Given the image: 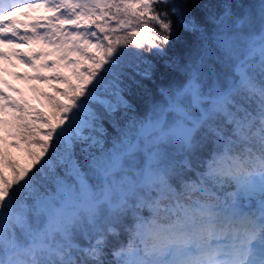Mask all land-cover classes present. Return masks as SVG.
Wrapping results in <instances>:
<instances>
[{
  "label": "snow or ice",
  "instance_id": "6c2138e0",
  "mask_svg": "<svg viewBox=\"0 0 264 264\" xmlns=\"http://www.w3.org/2000/svg\"><path fill=\"white\" fill-rule=\"evenodd\" d=\"M221 8L0 0V60L53 72L22 77L53 82L52 94L40 93L48 112L0 79V264H105L109 238L121 233L109 264H181L185 251L166 238L213 208L215 188L233 180V201L259 203L233 264H264V175H221L250 135L264 145V0L241 15L231 0ZM174 73L181 78L156 84ZM21 146L22 159L7 151Z\"/></svg>",
  "mask_w": 264,
  "mask_h": 264
},
{
  "label": "clouds",
  "instance_id": "9594fccd",
  "mask_svg": "<svg viewBox=\"0 0 264 264\" xmlns=\"http://www.w3.org/2000/svg\"><path fill=\"white\" fill-rule=\"evenodd\" d=\"M252 131H255V127ZM262 159L264 145L250 135L249 141L237 145L221 163V175L225 181L233 177L242 181H259L264 175V168L260 167ZM234 190V180L223 189L215 188L218 198L212 201L214 207L197 214L183 230L171 233L166 238L172 246L185 251V255L179 258L181 264H233L241 236L245 230H256L252 221L259 213L256 196L242 194L233 201L227 193ZM253 202L254 206H249Z\"/></svg>",
  "mask_w": 264,
  "mask_h": 264
},
{
  "label": "rangeland",
  "instance_id": "374dc122",
  "mask_svg": "<svg viewBox=\"0 0 264 264\" xmlns=\"http://www.w3.org/2000/svg\"><path fill=\"white\" fill-rule=\"evenodd\" d=\"M5 51H7V49H5ZM47 59L50 61L52 57H48ZM59 71L63 74H68V71L66 69L61 68L59 69ZM37 74L43 76H51L53 75V72L50 69H39L38 71H34L32 68L20 63L14 58H10L9 60H0V79L6 81L8 85H11L18 90L20 88H24V91H26L27 95L32 99L30 102H28V104L30 106L32 105L31 107H33L35 104L36 107L43 109L44 104L41 103L42 98L37 93V90H40L42 88L45 91H49L48 89H50V86L53 87V82L22 78L32 77ZM55 86L63 87V85L60 84H55ZM5 91L8 90L5 89ZM18 93L19 92H11L9 94L17 99H20L21 97ZM0 136H7V129L0 130ZM7 151L10 152L14 157L20 159L23 158V146H21L20 149L8 148Z\"/></svg>",
  "mask_w": 264,
  "mask_h": 264
},
{
  "label": "trees",
  "instance_id": "16d2710c",
  "mask_svg": "<svg viewBox=\"0 0 264 264\" xmlns=\"http://www.w3.org/2000/svg\"><path fill=\"white\" fill-rule=\"evenodd\" d=\"M201 3H207L209 5V9L214 10L217 14L220 13V11L222 10L221 5L223 3V0H200ZM260 2V0H231L232 3V8H233V12L235 15H241L245 9H249V8H255L256 5H258V3ZM180 79V75L179 73H174L171 75H166L162 78H158L156 81L157 85H167L171 79ZM50 86V85H49ZM149 87L152 89V96L154 99H158L159 98V94L156 90V87L153 85H149ZM52 86H50V89H48L49 91H45L42 88L40 90H37V93L40 95V93H49L52 94ZM41 103L44 104V108L40 109L38 107L33 106V108L39 109L43 112H48L49 109L46 107V101L43 99V97L41 96ZM145 99L144 97L141 96H137L134 97L132 100V103L134 105V109L136 111V113L138 115H143L146 112L147 109V105L145 104ZM32 99L30 98V101ZM33 104V103H32ZM32 106V105H31ZM105 127L107 129V137L110 139L112 136L115 135V130L107 123H105ZM249 206H254V202L252 204H250ZM126 241V235L121 233V235L119 237H110L109 238V243L108 246L105 248V264H109V262L111 261L112 257L110 255L111 250L114 246L118 245L120 242ZM82 244L86 243L85 241L81 240L80 241Z\"/></svg>",
  "mask_w": 264,
  "mask_h": 264
}]
</instances>
